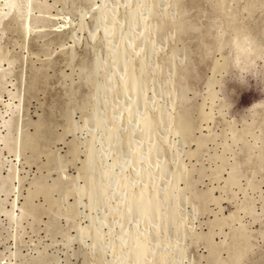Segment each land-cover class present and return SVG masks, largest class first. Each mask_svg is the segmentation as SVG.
<instances>
[{"label":"rangeland","instance_id":"rangeland-1","mask_svg":"<svg viewBox=\"0 0 264 264\" xmlns=\"http://www.w3.org/2000/svg\"><path fill=\"white\" fill-rule=\"evenodd\" d=\"M0 264H264V0H0Z\"/></svg>","mask_w":264,"mask_h":264},{"label":"bare ground","instance_id":"bare-ground-1","mask_svg":"<svg viewBox=\"0 0 264 264\" xmlns=\"http://www.w3.org/2000/svg\"><path fill=\"white\" fill-rule=\"evenodd\" d=\"M6 3H8L9 4V8H10V11L14 8V6H16V4L14 3V1H9V2H6ZM177 14V13H176ZM182 15V14H181ZM176 25V24H175ZM177 31V30H176ZM166 34V33H165ZM2 53V52H1ZM94 53H95V51H94ZM211 92H212V90H211ZM216 92V91H215ZM210 95V94H209ZM189 126V125H188ZM182 132V131H181ZM237 135V134H236ZM29 137V136H28ZM35 148V147H34ZM238 153V152H237ZM236 161V160H235ZM257 172V171H256ZM213 182V181H212ZM221 197V196H220ZM137 198V197H136ZM143 199V198H142ZM201 199H202V197H201ZM135 200V199H134ZM215 200V199H214ZM148 206H149V204H148ZM150 210V209H149ZM10 217V216H9ZM10 219V218H9ZM213 235V234H212ZM207 238V237H206ZM236 247V246H235Z\"/></svg>","mask_w":264,"mask_h":264}]
</instances>
